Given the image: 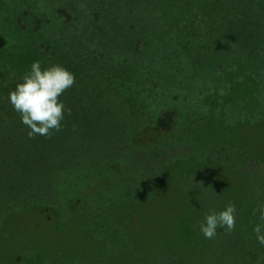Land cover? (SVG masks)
<instances>
[{"label":"rangeland","instance_id":"1","mask_svg":"<svg viewBox=\"0 0 264 264\" xmlns=\"http://www.w3.org/2000/svg\"><path fill=\"white\" fill-rule=\"evenodd\" d=\"M35 61L75 75L51 138L9 100ZM261 205L264 0H0V264H264Z\"/></svg>","mask_w":264,"mask_h":264},{"label":"clouds","instance_id":"2","mask_svg":"<svg viewBox=\"0 0 264 264\" xmlns=\"http://www.w3.org/2000/svg\"><path fill=\"white\" fill-rule=\"evenodd\" d=\"M11 75L14 77L15 73ZM74 84L75 75L62 65L42 69L40 61L33 62L22 82L9 93L11 105L20 114L22 123L30 128L29 138L37 135L51 138L54 132L62 130L65 112L71 115L72 110L59 98ZM256 212H260V219L264 221V205L254 209L253 214ZM236 213L235 204L229 203L223 211L206 214L205 223L200 225L201 233L207 239H214L218 228L230 234L236 227ZM262 227L264 225H257L254 232L258 242L264 245Z\"/></svg>","mask_w":264,"mask_h":264},{"label":"trees","instance_id":"3","mask_svg":"<svg viewBox=\"0 0 264 264\" xmlns=\"http://www.w3.org/2000/svg\"><path fill=\"white\" fill-rule=\"evenodd\" d=\"M171 122H172V117L170 116V114H167L165 117L160 118L158 121L160 127L162 128L170 127Z\"/></svg>","mask_w":264,"mask_h":264}]
</instances>
